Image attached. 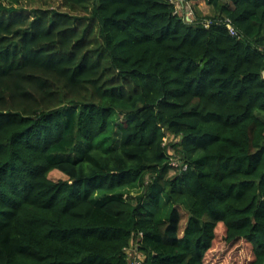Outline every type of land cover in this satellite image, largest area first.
Returning a JSON list of instances; mask_svg holds the SVG:
<instances>
[{
    "label": "trees",
    "instance_id": "trees-1",
    "mask_svg": "<svg viewBox=\"0 0 264 264\" xmlns=\"http://www.w3.org/2000/svg\"><path fill=\"white\" fill-rule=\"evenodd\" d=\"M34 1L0 0V264H213L219 227L264 264V0Z\"/></svg>",
    "mask_w": 264,
    "mask_h": 264
},
{
    "label": "rangeland",
    "instance_id": "rangeland-1",
    "mask_svg": "<svg viewBox=\"0 0 264 264\" xmlns=\"http://www.w3.org/2000/svg\"><path fill=\"white\" fill-rule=\"evenodd\" d=\"M30 4L60 9L64 8L60 2L54 0H36L34 2H30ZM176 6L179 15L185 16V13L189 11L192 13L193 19L195 17L198 18V15L204 17L213 16L216 13L214 8L203 0H190L189 2H185L183 5L176 2ZM174 172L175 171L173 170L172 174ZM49 177L54 180L66 179V176L57 170L51 172ZM137 194V191L133 192V195ZM181 213L183 214V221L181 223V228L183 229L188 220V214L182 209ZM252 258V247L247 242L244 240L236 241L234 243L227 242L225 239L224 228L219 227L218 239L215 241L213 249L207 255L206 261H210L213 264H248Z\"/></svg>",
    "mask_w": 264,
    "mask_h": 264
},
{
    "label": "built area",
    "instance_id": "built-area-1",
    "mask_svg": "<svg viewBox=\"0 0 264 264\" xmlns=\"http://www.w3.org/2000/svg\"><path fill=\"white\" fill-rule=\"evenodd\" d=\"M176 2L181 3V5H183V4L185 3V0H176V1H175V4H176ZM176 9H177V6H176ZM185 12H186V11H185ZM184 18H186L188 21H191V20L193 19V18H192V13L189 12V11H187V12L185 13ZM229 28H230L231 32L234 34V33H235L234 29H233L230 25H229ZM166 143H167V142H166V139H165V144H166ZM171 165L174 166V167H178V170H177V171H179V170H180V171H184V170L187 169V165H185V164L182 163V162L179 163L177 160H175V159H173V158H171ZM126 251L130 253V254H129V264H142V262H141L140 260H137V259L130 260V259H133L132 252L135 251V247H134V246H132V247L126 249Z\"/></svg>",
    "mask_w": 264,
    "mask_h": 264
}]
</instances>
